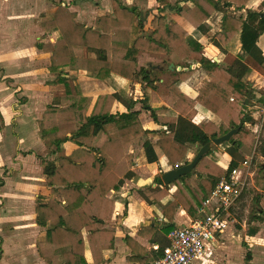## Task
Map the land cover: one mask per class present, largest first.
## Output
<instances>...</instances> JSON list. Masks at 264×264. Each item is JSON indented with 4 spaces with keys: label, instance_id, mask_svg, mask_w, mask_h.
<instances>
[{
    "label": "trees",
    "instance_id": "obj_1",
    "mask_svg": "<svg viewBox=\"0 0 264 264\" xmlns=\"http://www.w3.org/2000/svg\"><path fill=\"white\" fill-rule=\"evenodd\" d=\"M250 1L205 0L211 12L201 0H179L175 4L158 0L159 14L152 18L147 32H143L145 18L139 9L123 6L119 0H111V12L97 16L94 27L80 23L69 5L57 4L42 19L44 35H57L48 67L55 78L47 85L51 92L63 90L65 94L45 109L38 121V136L57 151L69 142L76 145L68 155L41 161L49 194L36 198V222L43 228L36 248L46 264L104 262L115 240V232L105 224L114 216L124 180L134 176L136 165L152 159L154 146L176 168L187 165L192 152L239 129L228 142L212 147L192 173L177 180L172 195L162 189L159 176L155 178L156 187L148 190L164 200L161 214L168 233L176 227L174 216L179 207L192 220L204 217V202L216 183L240 165L237 157L242 148L254 146L253 133L245 124H256L258 110L254 107L264 104V93L255 81L258 72L264 75V54L259 46L264 13L237 15ZM167 10L188 24L192 33L168 17ZM210 30L211 36L203 39ZM205 44L233 55L234 65L223 67L208 58L203 53ZM140 52L164 55L173 65L169 71L175 80L168 85L166 107L155 91L157 79L150 80L147 71H138ZM197 69H202L206 78L197 95L190 97L184 84ZM75 73L79 78L109 85L112 92L97 97L85 95L79 85L72 84ZM140 75L152 87V93L137 102L129 99L127 110L115 111L118 94L128 96L126 84ZM250 90L255 105L246 106ZM138 103L141 110L151 112L157 130L144 128L140 111L134 109ZM199 113L208 117L206 124L192 123ZM4 127L0 111V130ZM151 135L156 138L150 139ZM141 142L136 154L134 147ZM222 147H227L225 151L233 157L228 164L217 151ZM257 151L264 158V141ZM163 170L167 173L168 168ZM258 182H264V177Z\"/></svg>",
    "mask_w": 264,
    "mask_h": 264
},
{
    "label": "crops",
    "instance_id": "obj_2",
    "mask_svg": "<svg viewBox=\"0 0 264 264\" xmlns=\"http://www.w3.org/2000/svg\"><path fill=\"white\" fill-rule=\"evenodd\" d=\"M25 1L28 2V0ZM57 1L58 0H39L37 8L32 9V12H29L28 14L29 2L26 3V9L23 11L22 3L24 2V0H0V30H4V36L10 35V37L12 38L6 43L7 52H13L16 56L17 52L15 51L17 50L14 49L12 45H10V42H12L13 39H17V41H20V43L24 42L23 39L20 38V36H15V34L19 32H23L24 34H26V29L28 27L33 28L34 32L36 31L34 36H36V39L39 42H41L40 40L42 39V37H51L50 40L52 44L50 45V51L49 49L45 50L44 48L46 52H49L46 55L45 59L39 61L40 65H43L45 67V80L43 81V84L46 83V85L49 79L52 80L55 78L52 74L49 73L48 67L50 64V56L52 54L53 45L57 35L53 34L52 36H45L44 32L40 28L39 23L34 26L30 25L28 21L31 15H33V17L38 13H46L47 15L49 11L53 10V5ZM119 1L123 6H126L128 8L136 7L139 9V11H142L145 14L150 13V11H153L154 9L156 10V12H158V0ZM177 1L179 0H170L172 4H175ZM256 1L257 3L254 4V2ZM59 2L60 1H58L57 3ZM201 3L206 8H211L205 2V0H201ZM60 4L68 5L65 2H62ZM88 5L90 7H87L85 15H82L80 11L79 15L77 16L78 21L80 20L79 22L84 24L86 27H94L95 19L97 16H101L105 13L111 12V0H89ZM254 12L264 13V0H251L246 9L237 13V15L241 14L245 17L248 13ZM166 14H169L168 16L171 17L173 21L180 24L188 33H192L193 29L180 18H178L173 12L168 11L166 12ZM149 16L154 17V14H150ZM217 20L219 21V19H216V21ZM1 25H3V28H1ZM31 39H34V37H32ZM261 43H263L264 45V34L259 38V46L263 49L264 54V46H262ZM1 50L2 49H0V51ZM28 52H30V56L33 58L32 62H37L38 56L40 54H38V52L34 50ZM203 52L208 56V58H212L213 60L217 58L219 61L218 56H223L225 58L223 64L219 61V64L221 63L222 65H229L228 63L232 64L236 61L233 55H222L218 48L213 46L212 44H205L203 46ZM18 54L19 58L17 56L14 58L19 59L17 65L20 66L18 67L21 69L20 71L8 72L6 70L7 64L5 66L0 64V66L5 70L7 74L13 75L15 73H23L22 69L24 67H21V63H23L22 58H25L26 55L22 57V53ZM229 56L233 57L230 58ZM40 58L42 57H39V59ZM169 69H173L171 65L169 66ZM195 72H197L196 74H198V76L205 75L202 69H197ZM74 76H77V73H75ZM194 80L189 83H185L186 87H184V91L186 90V88L190 87L188 84L192 85L194 83ZM93 82H96V84H100L97 81ZM103 89L105 90L104 93H108L106 91V86L103 87ZM49 93L51 97H54V99H58L65 94L63 90L59 92L50 91ZM7 94V97L0 98V111L2 113V116L3 111H5L4 109L6 108V105L11 102L9 93ZM196 95L197 94L192 97H195ZM50 105H53V103ZM253 105H255V103H253ZM262 105H255V110L260 111V109H262ZM43 113L44 111L41 112L36 119L37 127L34 132L30 134L28 131H24V141L20 143L19 150L26 148L27 145L32 148L33 153L31 154L29 152L27 156L28 159H31V162H25L23 169L21 167L22 164H19L17 161V163L13 164V166H17L16 168L18 169V172H15L14 168L10 169L8 167V169L6 170L13 171L7 177L3 176L5 170L3 168H0V176L3 177V180L0 182V229L4 226V224H11L10 231L16 246L15 256L18 255L17 257H19L17 260L18 264H46L39 256L36 248L38 236L40 232L43 231V228L38 226L36 222V198L39 195L49 194V187L44 176V169L39 160L40 157L38 156L45 151L44 144H46L45 142H42L40 140L39 136H37L38 120L41 119ZM142 116L143 114H140L139 119L145 129L151 131H155L158 129V126L154 123L152 116V119L147 124L143 122ZM259 117L260 112L257 116V120H261L259 119ZM207 122L208 117L203 115L202 113H199L192 121L194 125L206 124ZM254 125L255 129L258 130L259 125H257V122ZM254 125L250 124V127L252 128V126ZM8 131L9 128L6 127L5 124V127L0 130V136L2 137V139H0V144L3 143L4 140H9L10 150V147L14 148V144H12L11 140V138L13 137L8 136ZM155 138V135L150 136V139ZM34 143L40 146L41 150H36ZM214 146L215 145L212 144V147ZM135 147H137L138 149V151L136 152L134 149V152L137 154L142 148V142ZM62 148L64 151H66L64 153L65 156L71 153L76 148V145L69 142L64 144ZM217 151H219L218 153L221 155L222 160L226 164H228L233 158L226 151H221V149H217ZM245 152L246 148H242L240 150L241 154H245ZM152 153V159L149 162L143 165H136L132 169V173L134 174V176L124 180L122 193L120 194V200L116 202L115 205L114 216L111 221L106 222L105 224L106 229L115 232L114 247L111 252L106 254L105 260L102 264H152L155 260V257L161 255L163 248L167 245L168 232H166L164 228H166L168 224L161 214V210L164 206V200L157 199L154 195L148 194L147 191L156 187L155 178L159 176L161 179V176L165 173L163 172V169L168 168L167 172H169L175 169V167L169 165L159 147L154 146ZM194 153L196 152H192L188 156L187 163L192 161V159L195 157V155H193ZM17 154L19 157H21V153ZM6 155L7 160L12 157L11 154ZM32 159L35 160L32 161ZM16 160H18V158ZM50 160L54 159H49V161ZM10 163L13 162H0V164L4 165V167H6V165ZM162 166L163 169L161 170ZM29 168H34L35 173L33 175L39 176V178L29 177L30 174L27 171ZM195 175L197 176V174ZM258 184L260 185L259 182ZM24 185H28L27 188H25ZM162 185V189L167 190L170 195H172L176 190L175 183L172 185H165L162 182ZM8 194H10L12 200L15 203L10 204L8 202ZM234 208L229 213L230 223L226 228L228 230V234H223L226 233V230L219 233L216 241L207 245L205 255L197 264H221L223 260H225L224 264H236V257H239L241 260V262L237 264H247V262L249 264H264V202L260 203V207H256L255 212H249V216H251L249 217L250 221H246V223L244 222V224L238 222L237 219L240 220L241 217H237L233 213ZM252 213L254 214L252 215ZM4 217H6L5 223ZM192 221L194 220L189 217L185 209L179 207L178 212L174 216L175 226L177 227L188 225ZM15 234H17V238ZM4 243L5 240H3V238L1 237L0 264H4L3 256L6 252V246ZM232 243H236V251L234 250ZM241 251L248 252L246 253V255H243ZM87 258L88 260H90L89 253L87 254Z\"/></svg>",
    "mask_w": 264,
    "mask_h": 264
},
{
    "label": "rangeland",
    "instance_id": "obj_3",
    "mask_svg": "<svg viewBox=\"0 0 264 264\" xmlns=\"http://www.w3.org/2000/svg\"><path fill=\"white\" fill-rule=\"evenodd\" d=\"M58 1L60 2L57 3ZM58 1L54 3L53 9L55 8L57 4L65 2L66 4L70 6V9L72 11H75L77 13V15H79L80 11L82 15L83 14L85 15L87 7H90L88 5L89 0H69V1L68 0H58ZM28 2H29L28 14H29V12H32L31 11L32 9L37 8L39 4V0H28ZM28 2L24 0V2L22 3L23 11L26 9V3ZM255 3H257V1L254 2V4ZM111 10H112V6H111ZM208 10L211 12L213 11V9L211 8L210 9L208 8ZM140 12L142 14V17L145 18L143 32H147L150 30L149 24L153 18L149 15L154 14L155 16V15H158L159 12H156L155 9L153 11H150V13H147V14H145L142 11ZM166 12L168 11H165V14ZM166 15H169V14H166ZM46 16H47L46 13L44 14L38 13L34 17L33 15H31L28 23L34 26H36L37 23H39L40 25V22ZM1 28H3V25H1ZM3 32L4 30L1 29L0 30V49L2 50L0 51V64H2L3 66L7 64L6 70L8 72L20 71L21 69L18 68L20 66L17 65L18 60H19L18 53H22V57L26 55L25 58H22L23 63H21L22 64L21 67L22 68L24 67L22 69L23 73H15L13 74L14 75L13 76L12 74H7L5 70L0 66V98L7 97L8 96L7 93H9V97L11 101L10 103L6 105V108L4 109L5 111H3V116L5 119L6 127L9 128L8 136L13 137L11 138V140H12V144H14V148L10 147V150H9V140H4L3 143L0 144V162H7V161L13 162V163L7 164L6 167L0 164V168H3L5 170V172L3 173V176L7 177L13 171V170H6L8 169V167L10 169L14 168L15 169L14 171L18 172L17 171L18 169L16 168L17 166H13V164L17 163V161L19 164H22L21 167L23 169H24L25 162L27 161L31 162V159H28L27 156L29 152L31 154L33 153L32 148L27 145L26 148L19 150L20 143L24 141L23 132L28 131L30 134H32L37 127L36 119L38 115L41 112L45 111V109L50 104L57 103L58 101L56 102V98L54 99L53 96L52 97L50 96L48 85H46V83L43 84L44 83L43 81L45 80V67L43 65L41 66L39 63V61L45 59L46 55L50 51V45L52 44L50 40L51 37H42V39L40 40L41 42H39L37 41L36 36H34L36 31L34 32L33 28L31 27H28L26 29V34H24L23 32H19L15 34V36H20V38L23 39L24 41L20 43V41H17V39L16 40L13 39V41L10 42V45H12V47L17 50L15 51L17 52L16 56L18 57L16 59L14 58L16 56L14 55L13 52L6 51L7 49L6 43L10 41L12 38L10 37V35L4 36ZM211 33H212L211 30L209 31V33L208 32L204 33L202 36L203 39L209 38L211 36ZM32 37H34V39H31ZM261 45L264 46L263 43H261ZM44 48L45 50L49 49V51L46 52ZM32 50L37 51L38 54H40L38 56L37 62H32L33 58L30 56V52H28ZM39 57H42V58L39 59ZM229 57L232 58L233 56H229ZM218 58H219V61L222 62L223 64V61L225 58L223 56H218ZM137 60H138V71L145 70L148 72L150 80L157 79V82H155L154 84V86L156 87L155 91H156L157 96L161 100V104L165 105L166 107L167 102H166L165 97L168 94V85L175 80V77L169 71L170 62L168 58L164 55H151V54H147L144 52H140L137 56ZM222 64L220 63V65ZM228 64L229 65H222V66L229 67V66L234 65V63L232 64L228 63ZM196 73L191 78V80L187 82L189 83L195 79L194 83L192 85L188 84L190 87L186 88L185 90L186 93H188V95H190L191 97L197 94L195 93L197 92V88L201 85L202 81L206 78L205 75L198 76V74ZM261 76H262V72L260 73L258 72L256 74L255 81L257 83L256 85L257 88H259L261 85V80H260ZM143 77H144L143 75H140L135 80L126 84V86L128 87V96H121V94H118L119 99L115 103V106H114L115 111L123 112L127 110V108L131 105L129 99H131L133 102L135 101L137 102L140 99H142L146 93H152V87L148 84L146 80H143L144 79ZM93 81H97V80L82 79L77 76H74V78L72 79V84L79 85L82 88L83 93L88 96L97 97L101 94H106L104 93L105 90L103 89V87L105 86L107 87L106 91L108 93L112 92V88L109 85H105L100 81H97L100 84H96V82H93ZM184 87H186L185 84H184ZM249 105L250 106L253 105L252 98H250L249 100ZM134 109L139 110L140 114H143L142 120L145 124H147L152 119L150 111L141 110V103H138V105L136 104V106H134ZM259 112H260L259 119L261 120H257V118H255L256 120L255 123L257 122V125H259L258 130L255 129V125L252 126L251 128L249 123L245 124L246 127H248L249 131L253 133L254 146L250 149L246 148L245 154H241L239 152V155L237 157V159L239 160V163L245 161L246 159H252V171L255 173L253 178H250L247 181L244 192L241 197V200L238 202V204L233 210V213L237 217H241L240 220L237 219L238 222L241 224H244V222L246 223V221H250L249 217L251 216H249V212H253V211L255 212L256 207L257 208L260 207V203L264 202V183H261L260 185L258 184V180L264 177V171L262 168L264 167V158H262L257 151L258 147H260L261 143L264 141V118H263V113H262L263 110L260 109V111H258L257 113V116L259 115ZM0 139H2L1 136H0ZM44 145H45V151L41 155H38L40 157L39 158L40 162L42 161V159L49 160V159H56L59 156H64V153L66 152L62 148V146L64 145H62L60 150L58 151L55 150L56 148L54 147L48 148L46 144ZM34 146L36 150H41V147L36 145V143H34ZM134 149H135V152L138 151L137 147H134ZM220 149L221 151H225L228 148L222 147ZM17 153H21V157H19ZM6 154H11L12 157L9 160H7ZM193 155H196V153H194ZM17 158L18 160H16ZM34 160L35 159H32V161ZM162 169H163V166L161 170ZM27 171L30 174L29 177L39 178V176L33 175L35 173L34 168H29ZM2 180H3V177L0 176V182ZM27 186L28 185H24L25 188H27ZM7 197H8L7 200L10 204L15 203L12 200V197L10 196V194H8ZM253 214L254 213H252V215ZM5 220H6V217H4V223L6 222ZM10 225L11 224H4V226L1 227L0 229V235H1L0 238L2 237L3 240H5L4 244L6 246L5 247L6 252L3 256V263L4 264H18L17 260L19 257H17L18 255L15 256L16 246H15V242L11 235ZM225 230L224 231L226 233H223L224 235L228 234L227 232L228 230L227 229ZM15 235L17 238V234ZM232 244H233L234 250L236 251L237 250L236 243H232ZM244 249H245V246H244ZM241 252L243 255H246L248 251H241ZM235 262L236 264L241 262L240 258L236 257ZM224 263H225V260L221 262V264H224Z\"/></svg>",
    "mask_w": 264,
    "mask_h": 264
},
{
    "label": "built area",
    "instance_id": "obj_4",
    "mask_svg": "<svg viewBox=\"0 0 264 264\" xmlns=\"http://www.w3.org/2000/svg\"><path fill=\"white\" fill-rule=\"evenodd\" d=\"M258 88L264 93V75ZM264 118V104L262 105ZM178 167V166H176ZM252 159L241 162L223 176L204 202V217L188 225L177 226L167 234V245L154 264H197L206 253L207 245L216 241L229 225V213L239 202L247 181L253 178Z\"/></svg>",
    "mask_w": 264,
    "mask_h": 264
},
{
    "label": "water",
    "instance_id": "obj_5",
    "mask_svg": "<svg viewBox=\"0 0 264 264\" xmlns=\"http://www.w3.org/2000/svg\"><path fill=\"white\" fill-rule=\"evenodd\" d=\"M215 62L219 63L218 59L215 58L214 59ZM171 67H173V65H171ZM250 87L252 88V84H249ZM251 98V90L249 91L246 99H245V105L248 106L249 105V100ZM239 131V129H235L230 131L228 134L222 136L219 139H215L212 143H209L207 145H205L204 147H202L197 154L195 155V157L192 159V161H190L187 165H183V166H178L175 169L164 173L161 176V180L165 185H172L174 184L177 180L181 179L184 176L189 175L190 173H192L195 169V167L197 166V164L199 163V161L203 158V156L205 154H207L211 147L212 144L215 146H219L220 144H223L225 142H228L231 137L236 134ZM264 168V167H263Z\"/></svg>",
    "mask_w": 264,
    "mask_h": 264
}]
</instances>
